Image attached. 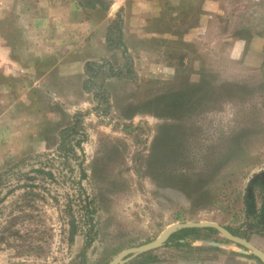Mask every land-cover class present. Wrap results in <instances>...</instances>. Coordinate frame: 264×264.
Returning <instances> with one entry per match:
<instances>
[{
  "label": "rangeland",
  "instance_id": "rangeland-1",
  "mask_svg": "<svg viewBox=\"0 0 264 264\" xmlns=\"http://www.w3.org/2000/svg\"><path fill=\"white\" fill-rule=\"evenodd\" d=\"M75 1L0 0V264H108L183 222L264 248L244 206L264 171V0ZM185 241L125 264H263L219 232Z\"/></svg>",
  "mask_w": 264,
  "mask_h": 264
},
{
  "label": "water",
  "instance_id": "water-1",
  "mask_svg": "<svg viewBox=\"0 0 264 264\" xmlns=\"http://www.w3.org/2000/svg\"><path fill=\"white\" fill-rule=\"evenodd\" d=\"M188 228H213L217 230L221 235H223L227 240L238 244L247 250L251 251L263 264H264V251L257 246H255L253 243L248 241L245 238H242L238 235L233 234L230 232L227 228L224 226L216 223V222H210V221H200V222H183V223H175L170 225L159 237H157L155 240L140 245L138 247H133L125 250L122 254L116 256L113 258L108 264H125L135 257L140 256L141 254L147 253L149 251H152L154 249H157L161 247L168 239L169 237L183 229ZM127 257H123L124 255H127Z\"/></svg>",
  "mask_w": 264,
  "mask_h": 264
},
{
  "label": "trees",
  "instance_id": "trees-1",
  "mask_svg": "<svg viewBox=\"0 0 264 264\" xmlns=\"http://www.w3.org/2000/svg\"><path fill=\"white\" fill-rule=\"evenodd\" d=\"M77 130H78V121L74 122L70 127L65 128L64 130H62V132H61V140H62V142L66 139V137H68L69 132L74 133V131H77ZM77 145H78L80 151L82 152V148L80 147L81 143L77 142ZM63 146H64L63 143H61L59 149H62ZM80 166H82V164H80ZM44 174L49 175L51 173L44 172ZM84 176H85V173L83 172V178H84ZM258 177L259 176H256L255 179L258 180L257 184L261 185L262 190H263L262 204H261V206L259 208H257L256 201H255V195H254V191H253V187L256 185V183H254L253 180H251L248 183V185H247L246 193L244 195V206H245V213H246L247 217L256 218V219L259 220L260 223L264 224V182L262 183V180L264 181V177H260V179ZM204 233H218V231L213 229V228H203V229H200V228H188V229H183V230H180V231L172 234L169 237V239L164 243V245H167L168 243L175 241L176 245L184 246V245L187 244L186 243L187 241H185V239L187 237H190L191 239L195 240V239H199L200 236H202ZM232 233H234V232H232ZM145 254L148 255L147 253H145ZM255 258H257V257L255 256ZM152 261H154V260L153 259H148V260H145V262H143V263H148V262H152ZM136 263L138 264L139 262L135 261V263L133 262L132 264H136ZM143 263H140V264H143Z\"/></svg>",
  "mask_w": 264,
  "mask_h": 264
},
{
  "label": "crops",
  "instance_id": "crops-1",
  "mask_svg": "<svg viewBox=\"0 0 264 264\" xmlns=\"http://www.w3.org/2000/svg\"><path fill=\"white\" fill-rule=\"evenodd\" d=\"M75 2H76L75 0H71L72 4H74ZM210 7L214 8V4H212L208 0H206L203 9L204 10H210ZM218 7H219V4H218ZM70 8L68 7V9L72 13V15H71V17L68 18V21H70L71 24H75L77 22L76 14H77L78 10L77 11L73 10L74 11L73 12L72 9H70ZM200 20L201 21H200L199 25L197 26V28H199V29L201 28L203 30L202 32H204V27H207V23H208L209 19H207L206 15H203ZM199 32H197L196 29H194V30L192 29V32H191L192 35H193L192 37L197 36V34ZM188 35L191 36V34H188ZM188 35L185 36L186 40L192 38V37L189 38ZM222 38L231 39L227 35H223ZM250 39H254V38L251 37ZM255 40H256V38H255ZM242 50H243V48H241V51ZM260 52L261 51L259 50V51L255 52V53H250V55L253 56V57H262V54ZM238 54H240V51H239ZM79 61H81V60H79ZM81 63H82V61H81ZM84 64L85 63H83V65H79V70L80 71H83ZM192 246L199 247V246H204V245L202 244V242L196 241V242L192 243ZM223 247H226V246L222 245L220 247V249L223 250ZM232 250H234V249H232ZM262 250H264V248H262ZM198 251H203V252H201V253H204L203 256L195 257L199 253ZM207 252H209V250L206 249V248L205 249L203 248V249H198L196 252L193 253V256H191V257L179 256L178 258H172L170 260V262L156 261V262L145 263V264H225L224 260H225V257H227V256L224 253H215L213 255H210V254H207ZM233 252H237V251H233ZM243 259L245 260V259H248V258H243Z\"/></svg>",
  "mask_w": 264,
  "mask_h": 264
},
{
  "label": "flooded vegetation",
  "instance_id": "flooded-vegetation-1",
  "mask_svg": "<svg viewBox=\"0 0 264 264\" xmlns=\"http://www.w3.org/2000/svg\"><path fill=\"white\" fill-rule=\"evenodd\" d=\"M256 176H259L258 178L260 179V177H264V171L263 172H261L260 173V175L258 174V175H256ZM256 178V177H255ZM253 179V182L254 183H256L257 184V179ZM264 181L262 180V183H263ZM262 192H263V190H262ZM262 200H263V196H262ZM261 204H262V201H261ZM261 204H260V206H261ZM257 208H259V207H257ZM226 228V227H225ZM228 229V228H227ZM230 232H232L230 229H228ZM233 234H235V233H233ZM235 235H237V234H235ZM241 237V236H240ZM243 238V237H242ZM249 241V240H248ZM252 243V242H251ZM238 245V244H237ZM240 246V245H239ZM256 246V245H255ZM242 247V246H241ZM244 248V247H243ZM259 248V247H258ZM246 249V248H245ZM264 251V250H263ZM148 263H152V262H148ZM143 264H145V263H143Z\"/></svg>",
  "mask_w": 264,
  "mask_h": 264
}]
</instances>
